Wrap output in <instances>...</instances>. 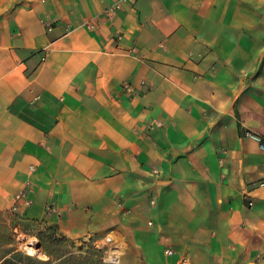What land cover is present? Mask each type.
<instances>
[{
	"label": "crops",
	"instance_id": "crops-1",
	"mask_svg": "<svg viewBox=\"0 0 264 264\" xmlns=\"http://www.w3.org/2000/svg\"><path fill=\"white\" fill-rule=\"evenodd\" d=\"M118 1L0 0V213L29 184L125 264H264V0Z\"/></svg>",
	"mask_w": 264,
	"mask_h": 264
},
{
	"label": "rangeland",
	"instance_id": "rangeland-1",
	"mask_svg": "<svg viewBox=\"0 0 264 264\" xmlns=\"http://www.w3.org/2000/svg\"><path fill=\"white\" fill-rule=\"evenodd\" d=\"M123 251V246L99 243L91 235L64 238L51 224L27 221L9 210L0 213V258L9 257L18 264H58L63 257L87 256V252L96 253L103 264H125Z\"/></svg>",
	"mask_w": 264,
	"mask_h": 264
},
{
	"label": "built area",
	"instance_id": "built-area-1",
	"mask_svg": "<svg viewBox=\"0 0 264 264\" xmlns=\"http://www.w3.org/2000/svg\"><path fill=\"white\" fill-rule=\"evenodd\" d=\"M126 1V0H120L116 3H114L113 5L107 6L104 10H103V16H102V22H106L108 21L116 12H118L121 7H122V2ZM86 25L89 28H93L94 27V23L93 22H87ZM131 50H135V47H132ZM126 92H130V93H134V88L133 86L128 83V82H124L123 86H122ZM157 125H160V122H157ZM247 135L249 136H254V137H258L256 134L247 131L246 132ZM30 169H33V166H30ZM152 173L154 175H158L161 174L160 170L157 169H153ZM32 192V188L31 186L25 185L24 187H22L21 189H19L15 195H14V199H13V204L11 206V208L9 209L10 212L15 213V214H21L20 209L21 208H25L30 206L33 203V196L31 194ZM153 202V201H152ZM59 206L57 205V203L55 202L54 198L49 199L45 205V213L46 214H50V213H56L58 211ZM168 253H170V250H167Z\"/></svg>",
	"mask_w": 264,
	"mask_h": 264
},
{
	"label": "trees",
	"instance_id": "trees-1",
	"mask_svg": "<svg viewBox=\"0 0 264 264\" xmlns=\"http://www.w3.org/2000/svg\"><path fill=\"white\" fill-rule=\"evenodd\" d=\"M12 213V212H11ZM15 214V213H14ZM66 238L65 236H62ZM14 249H9L10 251H13ZM87 256H81V255H71L67 258H62L59 260L58 264H103L98 258H96V253L94 252H87ZM0 264H18L13 261V259L6 257V258H0Z\"/></svg>",
	"mask_w": 264,
	"mask_h": 264
},
{
	"label": "bare ground",
	"instance_id": "bare-ground-1",
	"mask_svg": "<svg viewBox=\"0 0 264 264\" xmlns=\"http://www.w3.org/2000/svg\"><path fill=\"white\" fill-rule=\"evenodd\" d=\"M29 251H32V248H30Z\"/></svg>",
	"mask_w": 264,
	"mask_h": 264
}]
</instances>
